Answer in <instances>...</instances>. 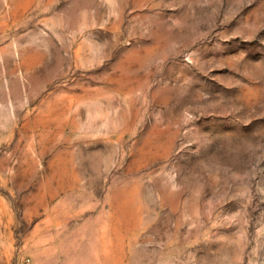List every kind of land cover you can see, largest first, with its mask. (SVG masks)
<instances>
[{"label": "rangeland", "instance_id": "1", "mask_svg": "<svg viewBox=\"0 0 264 264\" xmlns=\"http://www.w3.org/2000/svg\"><path fill=\"white\" fill-rule=\"evenodd\" d=\"M0 264H264V0H0Z\"/></svg>", "mask_w": 264, "mask_h": 264}]
</instances>
